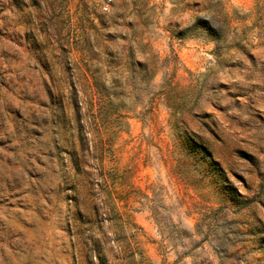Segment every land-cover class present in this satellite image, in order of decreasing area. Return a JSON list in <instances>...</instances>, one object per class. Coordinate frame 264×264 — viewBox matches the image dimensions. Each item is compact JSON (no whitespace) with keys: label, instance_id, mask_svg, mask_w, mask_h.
I'll return each instance as SVG.
<instances>
[{"label":"rangeland","instance_id":"374dc122","mask_svg":"<svg viewBox=\"0 0 264 264\" xmlns=\"http://www.w3.org/2000/svg\"><path fill=\"white\" fill-rule=\"evenodd\" d=\"M0 264H264V0H0Z\"/></svg>","mask_w":264,"mask_h":264},{"label":"trees","instance_id":"16d2710c","mask_svg":"<svg viewBox=\"0 0 264 264\" xmlns=\"http://www.w3.org/2000/svg\"><path fill=\"white\" fill-rule=\"evenodd\" d=\"M199 26H202L204 28V32L209 33L215 39L217 45L224 41V39H222V29L220 27H217L213 23L201 18H199L196 23L192 25L194 28Z\"/></svg>","mask_w":264,"mask_h":264}]
</instances>
